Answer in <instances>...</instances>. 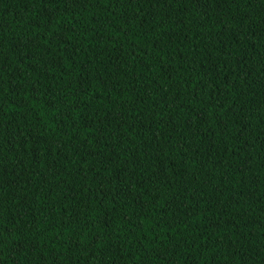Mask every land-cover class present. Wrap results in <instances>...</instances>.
I'll list each match as a JSON object with an SVG mask.
<instances>
[{"label": "trees", "instance_id": "1", "mask_svg": "<svg viewBox=\"0 0 264 264\" xmlns=\"http://www.w3.org/2000/svg\"><path fill=\"white\" fill-rule=\"evenodd\" d=\"M0 264H264V0H0Z\"/></svg>", "mask_w": 264, "mask_h": 264}]
</instances>
